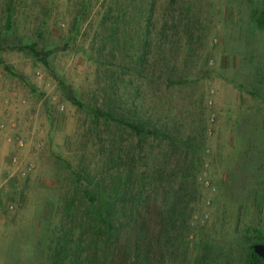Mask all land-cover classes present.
Wrapping results in <instances>:
<instances>
[{
	"label": "rangeland",
	"instance_id": "rangeland-1",
	"mask_svg": "<svg viewBox=\"0 0 264 264\" xmlns=\"http://www.w3.org/2000/svg\"><path fill=\"white\" fill-rule=\"evenodd\" d=\"M151 2L0 0V264L47 263L58 199L82 183L81 170L97 176L105 152L131 142L90 109L140 104L145 119L203 124L198 198L171 264H247L253 245L264 264V0ZM169 13L177 31L159 48ZM185 23L199 41L181 64ZM163 66L189 78L164 86Z\"/></svg>",
	"mask_w": 264,
	"mask_h": 264
},
{
	"label": "trees",
	"instance_id": "trees-1",
	"mask_svg": "<svg viewBox=\"0 0 264 264\" xmlns=\"http://www.w3.org/2000/svg\"><path fill=\"white\" fill-rule=\"evenodd\" d=\"M168 16L169 21L161 22L156 32L164 39L159 48L168 43L165 32L177 31L173 15ZM181 31L186 38L180 46L179 60L185 64L193 42L199 40L193 37L188 23L181 25ZM25 50L30 56L40 55L31 47ZM140 50L135 63L142 68H137L136 74L144 80L147 74L143 61L147 60L143 59V40ZM167 52H160L158 62H166ZM165 66L157 77L160 74L164 86L183 84L189 78ZM138 89H134L136 95ZM160 90L157 88V92ZM142 106L90 109L89 115L96 122L124 127L131 142L127 148L116 144L112 152L106 151L97 176L90 177L86 168L81 170L78 181L82 183L68 186L58 199L54 208L57 219L49 227L43 247L46 264H163L165 258L171 264L198 198L203 124L193 127L189 122L185 126L186 119L177 124L172 118H162V114L145 119ZM261 262L250 247L247 264Z\"/></svg>",
	"mask_w": 264,
	"mask_h": 264
},
{
	"label": "built area",
	"instance_id": "built-area-1",
	"mask_svg": "<svg viewBox=\"0 0 264 264\" xmlns=\"http://www.w3.org/2000/svg\"><path fill=\"white\" fill-rule=\"evenodd\" d=\"M36 76H37V78H38L39 74H38V73H35V77H36ZM58 109L61 110V109H62L61 106H59ZM17 145H18L19 147H21V146H22V143H21V142H17ZM11 163H12L13 165H15L16 170H17V173H18V175H20V176H24V175L27 174L28 171L30 170V166H28V165H26V166L20 165L18 162H16L15 158H12V159H11ZM1 186H2V184H1ZM1 186H0V187H1ZM1 190H2V191H5L6 188H5L4 186H2V187H1Z\"/></svg>",
	"mask_w": 264,
	"mask_h": 264
},
{
	"label": "water",
	"instance_id": "water-1",
	"mask_svg": "<svg viewBox=\"0 0 264 264\" xmlns=\"http://www.w3.org/2000/svg\"><path fill=\"white\" fill-rule=\"evenodd\" d=\"M252 249H253V252L259 256V257H262L263 256V253H262V250H263V247L262 246H259V245H253L252 246Z\"/></svg>",
	"mask_w": 264,
	"mask_h": 264
}]
</instances>
